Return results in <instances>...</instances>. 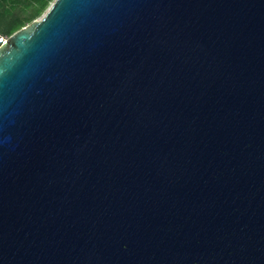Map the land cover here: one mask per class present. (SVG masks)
Returning <instances> with one entry per match:
<instances>
[{
	"label": "water",
	"instance_id": "water-1",
	"mask_svg": "<svg viewBox=\"0 0 264 264\" xmlns=\"http://www.w3.org/2000/svg\"><path fill=\"white\" fill-rule=\"evenodd\" d=\"M0 264H264V0H53L9 36Z\"/></svg>",
	"mask_w": 264,
	"mask_h": 264
},
{
	"label": "trees",
	"instance_id": "trees-1",
	"mask_svg": "<svg viewBox=\"0 0 264 264\" xmlns=\"http://www.w3.org/2000/svg\"><path fill=\"white\" fill-rule=\"evenodd\" d=\"M52 0H0V38L34 21Z\"/></svg>",
	"mask_w": 264,
	"mask_h": 264
},
{
	"label": "rangeland",
	"instance_id": "rangeland-1",
	"mask_svg": "<svg viewBox=\"0 0 264 264\" xmlns=\"http://www.w3.org/2000/svg\"><path fill=\"white\" fill-rule=\"evenodd\" d=\"M52 1H53V0H52ZM52 1H51V2H52ZM51 2L49 3V5L51 4ZM49 5H48V7H49ZM48 7H47V8H48ZM47 8H46V9H47ZM46 9H45V11H46ZM45 11H43V13H41V15H40L39 17H37L35 20L39 19V18L44 14ZM5 38H8V37H5Z\"/></svg>",
	"mask_w": 264,
	"mask_h": 264
},
{
	"label": "built area",
	"instance_id": "built-area-1",
	"mask_svg": "<svg viewBox=\"0 0 264 264\" xmlns=\"http://www.w3.org/2000/svg\"><path fill=\"white\" fill-rule=\"evenodd\" d=\"M6 39H7V38H5V37L0 38V45H1L2 43H4V42L6 41Z\"/></svg>",
	"mask_w": 264,
	"mask_h": 264
}]
</instances>
